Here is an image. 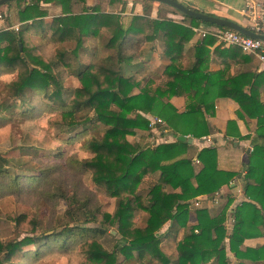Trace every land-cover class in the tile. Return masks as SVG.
<instances>
[{"label":"trees","instance_id":"1","mask_svg":"<svg viewBox=\"0 0 264 264\" xmlns=\"http://www.w3.org/2000/svg\"><path fill=\"white\" fill-rule=\"evenodd\" d=\"M134 1L146 6L141 16L130 17L128 23L116 14H105L109 9L123 12L124 0H98L91 8H88L87 0H14L5 4L15 3L20 23L16 30L0 32V71L18 69L16 79L6 86V100L24 105L26 91L43 92L46 105L54 106L59 112L52 124L61 127L67 136L80 128L84 129L81 135L85 136L87 127L95 124L103 129L101 137L94 132L84 141L83 147L93 153V157L73 160L72 164L84 172H91L93 183L104 187L109 197L115 199L113 214H104L102 218L117 226L121 238L112 251H107L97 241L106 229H94L95 239L77 241L78 245H83V264H151L152 261L158 264H232L227 250L235 264L264 261V246L259 249L243 247L244 240L255 235L250 232V223L251 228L257 227V221L264 227L261 218L264 211V105H259L255 94L257 76L247 70L253 57L236 47L215 45V39L210 36L186 49L194 35L192 27L212 25L181 13V22L167 19L164 17L166 10L160 4L157 18L151 19L148 10L154 2ZM47 5L61 9L49 24L50 35H46L44 29V20L49 15L42 6ZM103 14L110 16L111 21L93 24V17ZM41 33L54 46L56 62L71 68V75L79 83L68 103L61 99V81L52 73L51 64L31 55L26 47L25 41L31 34ZM91 39L101 42L100 51L113 52L114 56L102 59V63L72 68L67 57L77 58L85 40ZM158 39L164 45L162 55L166 63L161 71H151L148 64ZM213 63L220 66L217 72L210 70ZM127 69L130 72L124 75L123 71ZM50 87H54L52 93L48 92ZM173 97L184 98V110L179 111L171 104ZM222 98L238 105V120L256 119L257 124L253 152L247 156L243 194L260 209L250 203L236 207L230 231L225 226L230 198L214 215L206 209H194V222L188 225L190 202L199 197L213 198L237 174L219 170L217 152L210 147L196 151L200 169L195 171L189 153L196 148L178 140V137L190 136L196 140L209 135L211 129L207 117L214 115L215 102ZM15 106V103L8 105L5 101L0 104V111L10 112ZM146 115L160 119L164 123L163 131L174 142L151 148L128 141V137L150 131ZM235 125L234 121H228L225 134ZM29 157L25 152L21 155V158ZM28 164L31 165L30 161ZM24 165L27 161L13 167L0 156L4 189L16 192L22 172L30 174L26 179L30 184L40 180L33 176L37 175L34 168ZM155 174H158L156 182L145 201H141L134 189L143 178ZM71 202L73 205L65 213L68 223L61 231L25 237L20 241H0V264H12L18 257L37 259L52 242L62 249L76 242L75 233L83 230L84 225L96 222V216L102 213L99 208L89 207V200L72 197ZM135 209L147 215L143 229H130L128 220ZM247 209H251L252 215ZM25 219L24 215L16 218L17 228L21 229ZM167 223L166 236L174 237L176 242L170 256L163 253L158 235ZM30 225V231L35 232L36 222L32 220ZM173 225L184 231L178 238ZM29 248L34 251L26 253Z\"/></svg>","mask_w":264,"mask_h":264},{"label":"rangeland","instance_id":"2","mask_svg":"<svg viewBox=\"0 0 264 264\" xmlns=\"http://www.w3.org/2000/svg\"><path fill=\"white\" fill-rule=\"evenodd\" d=\"M88 2V8H91L98 3V0H88ZM42 7L48 11L49 16L44 20L46 24L44 29L46 35H50L48 32L49 24L53 17L61 13V9L53 5ZM110 10L114 11L113 9ZM16 13L15 3L0 7V32L19 28L20 23ZM110 21L111 17L104 14L98 17L94 16L92 20L93 24H106ZM46 39L43 33L31 34L25 41L26 47L31 55L51 64L52 73L61 81V99L63 103H68L74 90L79 87V83L71 75V68L62 67L59 62H56L54 46L48 43ZM100 44L101 42L95 39L85 40L78 57H67V63L72 68H76L78 65L102 63V59L114 56L113 52L100 51ZM129 72L130 70L127 69L123 71V74L127 75ZM17 74L18 69L0 71V104L7 101L8 105H11L12 102L16 105L10 112L0 111V156L10 161L13 167H18L20 162L27 161V165L24 166L34 168L33 172H36L37 175L33 176L40 178V180L36 184H30L26 181L30 174L23 172L20 174L19 172L22 177L21 184L19 189L13 192L8 191L7 188L4 189L3 177L0 176V241L7 243L20 241L25 237L51 235L54 230L59 232L68 223L65 213L73 205L71 198L75 197L80 201L89 200V207L99 208V212L102 214L96 216V222L84 225L83 230H78L75 233L76 242H72L63 249L54 246L55 242H52L49 248L43 249V253L37 259L30 256L18 257L12 262V264H83L85 261L83 245H78L77 241L95 239L94 229L101 230L102 227L106 229V233L97 241L107 251H112L115 243L121 238L117 226L108 224L105 218L104 220L102 218L104 214H113L116 209L115 199L109 197L104 187L93 183L91 172H84L72 164L73 160L83 161L93 157V153L88 152L83 147L84 141L94 132H98L99 137H101L103 129L99 124H95L87 127L86 132L88 134L85 136L81 135L84 131L81 128L67 136L61 127L52 124L57 120L59 112L54 106L46 105L43 92L26 91L24 105L15 101L10 103L9 100H6V86L16 79ZM52 91H54V87L48 89L49 93ZM145 117L149 123L154 122L150 131L128 137V141L151 148L172 141L166 131H163L164 123H156L157 118L155 116L146 115ZM186 137L190 138V136ZM196 151L197 148L190 151L189 157L191 159L196 156ZM24 152L30 157L21 158ZM28 161L31 165L28 164ZM193 167L195 171H198L200 164L193 163ZM157 178L158 174L143 178L134 189V194L140 196L141 201L143 199L145 201L149 189L154 185ZM196 201L197 199L190 202L191 215L188 225L194 220V209L199 208L195 206ZM19 215L26 217L21 229L17 228L15 221ZM146 219L145 212L135 209L128 220L130 229H143L146 225ZM32 220L36 222V230L33 233L30 231ZM168 230L169 223L161 228L158 235L163 253L170 256L176 242L174 237L166 236ZM173 231H178L176 238L184 232L178 229L176 225H173ZM28 251L31 253L34 249L29 248L26 253ZM151 264L158 263L152 261Z\"/></svg>","mask_w":264,"mask_h":264},{"label":"crops","instance_id":"3","mask_svg":"<svg viewBox=\"0 0 264 264\" xmlns=\"http://www.w3.org/2000/svg\"><path fill=\"white\" fill-rule=\"evenodd\" d=\"M178 3L184 5L189 9L196 10L198 12L204 13L206 15L227 20L239 25L242 28H246L250 31L252 26V21L248 17L243 16L240 12L244 6L245 0H176ZM257 6V11L264 7V0H251ZM126 3L125 10L120 13V10L110 9L105 12V14H116L123 19L124 22L128 23L130 17L141 16L143 14V9L146 6L145 3L134 0H124ZM87 5L89 2L87 0ZM161 8L166 10L164 17L167 19H172L176 22H181L183 17L179 12L173 11V8L166 5L160 4ZM159 4L153 3L148 10V14L151 19L157 18V10ZM220 28L216 26H206L198 25L192 27L193 29H203V28ZM224 29V28H220ZM193 37L186 46L188 49L194 46L196 43L200 42V38L196 33L193 32ZM218 44L215 42V45ZM154 53L152 54L148 68L151 71H161L166 63V58L162 55L164 52V45L161 39L154 42ZM212 49V47H211ZM252 65H247V70L252 72L257 76V86L255 88V94L259 105H264V63L260 62L256 57L252 56ZM220 69L218 64L213 63L210 67L211 71L217 72ZM171 104L179 111L184 110L186 106V101L181 97H173L170 100ZM238 110V105L227 98L218 99L215 102L214 115L212 117H207V123L211 129L209 135L203 136L197 141L193 138L191 145L197 148L199 151L202 148H215L217 152V167L221 171L236 173L237 176L231 181L228 186L222 187L218 193L214 195L213 198L208 199L206 197H199L196 202H198V207L201 209H206L212 215L217 214L226 204L227 200L230 198L231 203L226 212L225 226L228 231L231 230L233 225V212L236 207L240 206L242 203H250V205H255L257 209H260L258 204L252 203L247 196L243 194V177L247 173V156L253 152V142L255 138V133L257 132L256 119H247V121L238 120L236 113ZM228 121H234L236 123L235 127L228 130L225 134V126ZM172 138V137H171ZM196 141V142H195ZM173 142V138L172 141ZM169 142V143H170ZM197 158L196 156L193 158ZM199 165V164H198ZM215 206V207H214ZM213 207V208H211ZM247 212L252 215L251 209H247ZM247 213V224L249 215ZM261 218L264 220V211L261 212ZM194 222L191 221V224ZM257 227L251 228L250 232L255 234L245 239L243 242V247L248 249H259L264 246V227L260 224ZM228 240H226V243ZM227 256L232 259V264H235L231 254L227 250ZM249 264H264L263 260L252 261Z\"/></svg>","mask_w":264,"mask_h":264},{"label":"built area","instance_id":"4","mask_svg":"<svg viewBox=\"0 0 264 264\" xmlns=\"http://www.w3.org/2000/svg\"><path fill=\"white\" fill-rule=\"evenodd\" d=\"M243 16L248 17L252 21L250 31L256 35L264 36V7L257 11V6L251 0H245L244 6L240 12ZM200 38L208 36L213 37L217 43L225 46L238 48L242 53L256 57L260 62L264 63V40L252 39L240 33L220 28H199L193 29ZM156 123H163L160 119H156ZM154 122L150 123L152 127ZM187 138V137H185ZM194 164H199L197 159H193ZM219 192V191H218ZM217 192V193H218ZM198 207V202H195Z\"/></svg>","mask_w":264,"mask_h":264},{"label":"water","instance_id":"5","mask_svg":"<svg viewBox=\"0 0 264 264\" xmlns=\"http://www.w3.org/2000/svg\"><path fill=\"white\" fill-rule=\"evenodd\" d=\"M11 1H14V0H0V6L5 5L6 3L11 2ZM149 1L171 7L174 10H176L177 12L181 13L182 15L196 19L202 23L213 25L216 27L224 28V29H228V30L240 33V34L247 36L249 38H252V39L264 40V36L256 35V34L252 33L251 31H249L248 29L242 28L233 22L223 20L220 18H216V17H212V16L206 15V14L201 13V12L193 11V10L185 7L184 5L178 3L176 0H149ZM178 140L181 142H187L188 144L192 143L191 138L178 137Z\"/></svg>","mask_w":264,"mask_h":264}]
</instances>
